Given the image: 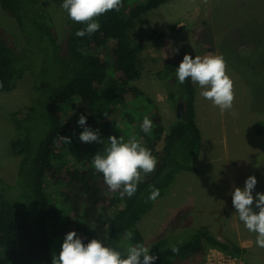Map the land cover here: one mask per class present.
I'll list each match as a JSON object with an SVG mask.
<instances>
[{
    "label": "trees",
    "instance_id": "obj_1",
    "mask_svg": "<svg viewBox=\"0 0 264 264\" xmlns=\"http://www.w3.org/2000/svg\"><path fill=\"white\" fill-rule=\"evenodd\" d=\"M170 1L122 0L119 11L98 17L99 31L77 37L75 32L85 25L72 21L66 11L60 36L42 0H0V11L14 20L19 34L15 40L0 27V92H10L26 80L33 94L25 113L9 115L15 135L9 149L17 166L12 183L0 176V264H51L53 237L75 231L87 244L91 224L105 215H109L102 241L106 246L123 251L128 243L144 244L140 219L180 175L196 172L201 135L190 78L184 84L177 81L167 95L178 118L165 133L153 101L133 85L140 76L142 51L131 38L133 24ZM178 66L165 62L158 78L175 75ZM81 115L86 127L99 130L103 147L109 136L127 141L136 135L157 158L155 171L144 177L131 198L110 191L91 162H66V152L85 127L77 124ZM145 117L153 125L150 135L141 130ZM253 129L256 136L264 135V122L255 121ZM60 137H70L71 142L65 144ZM149 186L159 189L155 201L147 199ZM183 221L185 217L179 218V223ZM129 230L130 241L125 238ZM168 230L148 245L150 254L158 257L153 264H203L209 249L254 264L249 249L219 240L206 226L177 225ZM172 246L179 252L173 253Z\"/></svg>",
    "mask_w": 264,
    "mask_h": 264
},
{
    "label": "rangeland",
    "instance_id": "obj_2",
    "mask_svg": "<svg viewBox=\"0 0 264 264\" xmlns=\"http://www.w3.org/2000/svg\"><path fill=\"white\" fill-rule=\"evenodd\" d=\"M42 2L61 36L65 27L62 0ZM0 27L19 39L14 20L1 11ZM130 34L142 46L140 76L133 85L153 101L164 133L178 118V111L167 99L176 88V76L164 80L157 76L165 62L180 63L186 53L193 58L223 55L235 93L232 109L221 114L210 100L200 96L202 89L192 82L201 135L196 172L180 175L168 194L140 219L138 229L144 245L177 225L206 226L219 240L249 249L254 264H264V248L256 245V234L239 220L230 194L234 187L243 189L249 176L257 180L254 201L256 193L264 194V135L256 136L253 129L255 121L264 122V0H172L140 16ZM32 98L26 80L10 92H0V176L8 183H12L17 166L9 149L15 137L9 115L25 113ZM103 149L100 143H84L78 137L65 160L69 165L91 162ZM252 207L259 211L255 203ZM108 216L91 224L92 239L103 241ZM181 217H185L183 223H179ZM63 240L51 239V260L53 254H59Z\"/></svg>",
    "mask_w": 264,
    "mask_h": 264
},
{
    "label": "clouds",
    "instance_id": "obj_3",
    "mask_svg": "<svg viewBox=\"0 0 264 264\" xmlns=\"http://www.w3.org/2000/svg\"><path fill=\"white\" fill-rule=\"evenodd\" d=\"M203 2L207 3V0ZM61 7L72 21L85 25L75 32L77 37H84L99 31L101 25L98 17L112 10L119 11L122 0H62ZM174 52H178V49ZM175 75L180 84L190 78L191 82L202 89L200 96L210 100L219 108L221 114L232 109L235 99L234 82L227 74V63L223 55H196L193 58L186 53L176 68ZM2 86L0 83V87ZM77 124L85 126L86 117L81 115ZM152 127L151 120L145 117L141 130L150 135ZM98 133V129L94 131L85 126L79 139L84 143L105 144ZM60 138L65 144L71 142L70 137ZM107 142L103 151L92 157V167L96 172L102 173L104 183L110 191H119L121 198H131L144 177L155 171L157 158L136 135H131L127 141L123 137L109 136ZM256 183V178L249 176L243 189L234 187L230 194L239 220L249 232L256 234V245L264 248V194L256 193L254 201L252 192ZM149 187L150 195L147 199L155 201L160 195L159 189L155 186ZM254 203L259 209L258 212L253 211ZM107 228L108 225H105V231ZM132 237V231L125 232L126 240L130 241ZM171 251L178 253L179 248L172 246ZM157 259V256L150 254V248L141 243H128L120 251L95 238L85 244L75 231H69L64 237L59 254H53L51 264H153Z\"/></svg>",
    "mask_w": 264,
    "mask_h": 264
},
{
    "label": "built area",
    "instance_id": "obj_4",
    "mask_svg": "<svg viewBox=\"0 0 264 264\" xmlns=\"http://www.w3.org/2000/svg\"><path fill=\"white\" fill-rule=\"evenodd\" d=\"M203 264H246L238 258L231 257L216 249H209L204 258Z\"/></svg>",
    "mask_w": 264,
    "mask_h": 264
}]
</instances>
